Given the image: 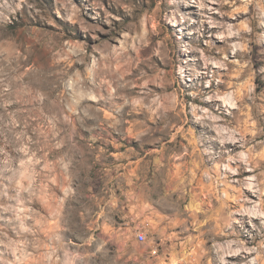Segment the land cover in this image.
<instances>
[{
	"label": "rangeland",
	"instance_id": "1",
	"mask_svg": "<svg viewBox=\"0 0 264 264\" xmlns=\"http://www.w3.org/2000/svg\"><path fill=\"white\" fill-rule=\"evenodd\" d=\"M261 221L264 0H0V264H264Z\"/></svg>",
	"mask_w": 264,
	"mask_h": 264
},
{
	"label": "clouds",
	"instance_id": "2",
	"mask_svg": "<svg viewBox=\"0 0 264 264\" xmlns=\"http://www.w3.org/2000/svg\"><path fill=\"white\" fill-rule=\"evenodd\" d=\"M202 7H203V5H201ZM230 34L231 35H237L238 33H232V32H230ZM218 66H223V65H218ZM179 72H180V74L181 75H183V73H184V69H179ZM193 95H195V94H193ZM203 99H206V100H212V99H214L215 97H213V96H204V97H202ZM159 106V105H158ZM232 106L233 107H235V102H233V104H232ZM195 108V106L193 105V109ZM201 111H203L202 109H201ZM261 223H264V221H261Z\"/></svg>",
	"mask_w": 264,
	"mask_h": 264
},
{
	"label": "built area",
	"instance_id": "3",
	"mask_svg": "<svg viewBox=\"0 0 264 264\" xmlns=\"http://www.w3.org/2000/svg\"><path fill=\"white\" fill-rule=\"evenodd\" d=\"M135 240L137 243L142 244L145 242V235L143 233H137L135 235Z\"/></svg>",
	"mask_w": 264,
	"mask_h": 264
},
{
	"label": "bare ground",
	"instance_id": "4",
	"mask_svg": "<svg viewBox=\"0 0 264 264\" xmlns=\"http://www.w3.org/2000/svg\"><path fill=\"white\" fill-rule=\"evenodd\" d=\"M225 145H229V144H225ZM233 147L237 148L238 146H236V145L234 144ZM233 257H234L236 260H239L240 254L234 255Z\"/></svg>",
	"mask_w": 264,
	"mask_h": 264
}]
</instances>
